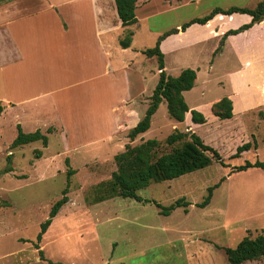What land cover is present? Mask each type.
Here are the masks:
<instances>
[{
    "label": "rangeland",
    "instance_id": "obj_1",
    "mask_svg": "<svg viewBox=\"0 0 264 264\" xmlns=\"http://www.w3.org/2000/svg\"><path fill=\"white\" fill-rule=\"evenodd\" d=\"M259 1L138 0L137 22L112 35L117 43L125 37L131 40L128 49L112 45L113 67L121 71L127 61L139 66L144 74L139 103L148 106L158 80V63L155 56L146 57L143 51L154 48L166 33L205 16L213 8H254ZM37 4L36 0H26L27 7ZM233 15L234 19L224 20L229 30L249 23L244 22L248 16ZM202 30L192 27L190 34L180 38L183 44L178 47L175 44L179 41L169 39L171 48L163 55L164 71L170 76H177L184 69L195 71L194 87L183 97L190 110L203 114L206 123L195 126L193 133L214 148L226 166L212 162L207 168L178 179L151 184L137 192L147 203L119 197L95 203L117 170L114 156L126 145L155 139L162 143L160 151L164 152L168 148L163 142L169 134L189 130L187 125L170 119L164 102L153 115L150 128L133 141L127 137L131 128L97 143H93L95 135L88 134L86 138L92 140L76 150L70 149L77 145L75 140L63 138L59 142L54 138L59 133L56 128L52 134L43 131L48 138L47 148L41 142L11 148L17 130L0 116V257L11 254L0 264H14L21 259H27L25 264H226L225 248H234L245 236L264 232V170L232 172L246 162H264V19L233 35L230 41L228 36L222 46L220 39ZM169 36L159 41V47ZM5 43L2 38L1 52ZM55 64L63 76L72 78L66 73L71 62ZM51 65V72L55 73V66ZM121 80V72L109 77L106 84L95 86L96 93L112 98L111 90L117 89L120 100ZM74 93L78 95V90ZM74 93L69 94L70 98ZM231 97L233 117L215 118L212 104ZM78 103L80 113L92 108L88 101ZM144 111H138V121ZM247 142H255L257 148L231 158L236 148ZM67 167L74 172L70 176L68 201L42 236L39 247L45 260H41L32 242L51 206L61 198ZM7 168L11 171L5 172ZM215 184L219 186L213 190L208 206L197 208L207 188ZM180 198L190 203L186 212L180 207L163 216L155 205L156 202L166 207ZM18 251L22 252L17 254ZM247 264H264V260Z\"/></svg>",
    "mask_w": 264,
    "mask_h": 264
},
{
    "label": "crops",
    "instance_id": "obj_2",
    "mask_svg": "<svg viewBox=\"0 0 264 264\" xmlns=\"http://www.w3.org/2000/svg\"><path fill=\"white\" fill-rule=\"evenodd\" d=\"M36 1L39 4L33 7H27L26 0L0 2V38L6 42L4 51L0 49V59H4L0 61L1 118L12 127L19 125L23 133L38 130L43 134L45 130L52 134L56 128L59 133L54 138L59 142L63 138L75 140L77 145L70 148L74 150L77 146L88 145L92 140L86 138L88 134H94L96 141L93 143H97L134 127L138 122V111L147 108L139 103L144 74L133 61L123 64L121 71L113 67L110 49L112 45H120L112 35L126 28L121 26L114 1ZM234 16L217 15L205 25H191L184 32L162 41L159 49L164 55L171 48L168 47L169 39L173 38L179 41L175 46H181L180 38L190 34L192 27L204 29L202 31H207L208 36L218 40L229 30L224 20L230 21ZM249 21L248 16L244 22ZM217 22L220 26H216ZM234 37L229 36V41ZM3 53L4 58H1ZM54 59L57 60L53 62ZM67 61L72 64L66 71L73 75L70 79L63 76L55 64ZM51 64L55 66V73L51 72ZM120 72V100L117 89L111 90L112 98L105 93H96L95 86ZM76 74L80 76L74 78ZM77 90L78 95L74 93ZM72 92L75 96L70 98ZM230 99L232 101V97ZM83 100L92 104V108L80 113L78 102ZM232 107L234 115L233 102ZM188 120L190 113L185 116V121ZM187 123L189 130L194 131L197 125ZM19 252L22 251L17 254ZM9 255L7 252L0 260ZM26 260L14 264H25Z\"/></svg>",
    "mask_w": 264,
    "mask_h": 264
},
{
    "label": "trees",
    "instance_id": "obj_3",
    "mask_svg": "<svg viewBox=\"0 0 264 264\" xmlns=\"http://www.w3.org/2000/svg\"><path fill=\"white\" fill-rule=\"evenodd\" d=\"M113 1L117 17L122 27H127L137 22L135 10L138 7V0ZM233 14L247 15L250 17V21L237 29L226 31L220 38L219 46L224 44L228 36L242 33L253 25L259 24L264 19V0H260L254 8H240L234 6L226 9L218 7L213 8L205 16L191 19L182 24L179 29H174L166 33L159 38L154 48L142 52L146 57L150 58L155 56L157 58L158 80L149 98V104L143 117L127 133V137L130 141H133L137 136L145 133L150 128L151 119L156 113L159 105L163 102L166 106L167 115L170 119L178 123L185 124L190 122L194 125L206 123L202 113L196 110H189L183 97V93L190 91L194 87L196 80L195 71L192 69H184L180 71L177 76L167 75L164 71L163 54L159 49V41L170 34L184 32L191 25H205L217 15L231 16ZM130 44L131 40L129 37H125V39L119 41V45L123 49L128 48ZM219 48H217V51ZM232 110V101L228 98H222L211 106L213 116L219 120L231 119L233 117ZM2 112L3 106L0 103V115ZM187 113H190V120L185 121ZM16 130L17 134L11 143V148L20 147L33 142H41L43 148L47 147V137L40 131L36 130L33 133H23L19 125L16 126ZM163 144L168 148L167 151L161 152L160 148L162 143L155 139L146 140L135 146L126 145L124 151L114 156L117 170L113 173L112 180L107 184L105 193L98 197L95 203H100L116 197L147 203L149 201L142 199L137 195V192L146 189L151 184L178 179L186 174L207 168L212 162H217L224 167L226 166L219 153L211 146L204 144L201 138L191 130L184 132L174 130L165 138ZM255 144V142L253 145L247 142L238 146L231 158H239L242 153L248 152L252 148L256 149L257 146ZM39 156L40 152H37L36 158H39ZM9 160L10 156L7 157L8 162ZM65 164L68 166V159H65ZM250 168L264 170V162H246L243 165L234 167L232 172H242ZM9 171H11L10 168L5 170V172ZM73 173V170L69 168L66 170V187L61 192V198L51 206L48 218L40 223L35 241L32 242L41 260H45V258L43 251L39 247V243L52 219L68 201V186L70 176ZM218 186L219 184H215L207 188L206 196L200 203L196 204V207L203 209L208 206L212 197V192ZM155 205L159 209L161 215L168 216L173 210L180 207H184V211L186 212V207H188L190 203L180 198L166 207L156 202ZM21 241L29 242L28 240ZM224 252L226 255V264H247L249 262L262 261L264 260V232L254 237L245 236L234 248H225ZM48 264L54 263L48 261Z\"/></svg>",
    "mask_w": 264,
    "mask_h": 264
}]
</instances>
